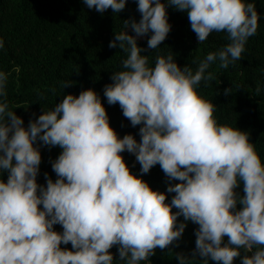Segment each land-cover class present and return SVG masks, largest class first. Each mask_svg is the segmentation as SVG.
Returning a JSON list of instances; mask_svg holds the SVG:
<instances>
[{
	"label": "clouds",
	"instance_id": "1",
	"mask_svg": "<svg viewBox=\"0 0 264 264\" xmlns=\"http://www.w3.org/2000/svg\"><path fill=\"white\" fill-rule=\"evenodd\" d=\"M83 3L100 13L126 6V0ZM166 5L187 12L199 44L213 32H225L229 43L208 52L195 70L180 67L172 51L150 66L137 39L151 33L147 48H159L171 29ZM137 10L139 21H123L124 30L109 42L127 56L103 96L108 105L119 104L133 127L141 125L139 141L118 136L92 88L64 95L25 127L9 108L8 73L0 71V172L8 173L6 182L0 179V264H114L113 246L123 264H151L157 247L178 243L188 221L198 225L195 248L191 259L176 253L179 264L197 256L203 264H233L237 257L241 264H264V162L249 133L218 123L216 104L198 91L214 79L212 64L228 69L241 59L258 28L255 3L137 0ZM37 141L62 149L51 164L57 178L45 173L46 186L37 183ZM125 151L135 155L141 174L159 164L168 181L180 182L169 183L166 192L153 190L130 171ZM241 181L243 196L234 191ZM167 193H174L170 202ZM69 242L71 250L61 248ZM241 249L252 255L241 256Z\"/></svg>",
	"mask_w": 264,
	"mask_h": 264
},
{
	"label": "trees",
	"instance_id": "2",
	"mask_svg": "<svg viewBox=\"0 0 264 264\" xmlns=\"http://www.w3.org/2000/svg\"><path fill=\"white\" fill-rule=\"evenodd\" d=\"M164 2V0H162ZM254 2L260 19L255 35L251 36L240 60L235 61L228 69L221 68L219 62L212 64L214 79L206 84L201 82L198 89L205 98L216 104L214 116L218 123L229 124L249 133L250 142L255 144L258 155L264 162V0ZM171 29L158 49L147 48L151 33L137 39V44L145 49L142 55L149 56V65L154 66L158 55L172 51L180 67L190 65L195 70L197 64L208 52L217 51L229 43L225 32H213L200 44L196 34L190 28L187 12L176 10L166 5ZM141 13L137 10V0H126V6L119 13L111 8L103 13L95 8L89 9L83 0H0V38L4 47L0 48V71L8 73L7 101L9 108L22 117L24 126L29 120H35L45 110L62 101L64 95H79L82 90L94 89L100 96L109 116L110 126L119 137L132 134L139 141V127H133L123 116L119 104L108 105L103 96V88L111 83L112 72L120 70L121 60L127 53L118 47L109 48L115 32L124 30L125 20L135 19ZM134 35L131 28L125 29ZM72 83L62 87V82ZM225 89L231 92L225 94ZM40 145L41 163L37 183L46 186L44 174L55 181L52 162L62 149L59 146ZM130 171L141 176L153 190L166 192L169 183L159 164L148 173H140V164L135 155L127 151L121 153ZM7 171L0 172V179L7 181ZM244 195L243 182L234 190ZM174 193L166 194L170 202ZM42 208V205L39 206ZM237 210L242 205L237 203ZM177 209L173 208L172 211ZM183 221V216L178 217ZM62 232V226H53ZM198 225L188 221L178 243L165 249L157 247L155 254L149 257L151 264H179L176 253H183L191 259L195 248V230ZM227 237L224 238V243ZM61 248L71 250L69 242ZM118 246L109 251L113 253L114 264H123L118 260ZM255 248L253 249V252ZM252 255L241 249V256ZM190 264H203V258L195 257ZM208 264H219L208 260ZM233 264H241L240 257L234 258Z\"/></svg>",
	"mask_w": 264,
	"mask_h": 264
}]
</instances>
